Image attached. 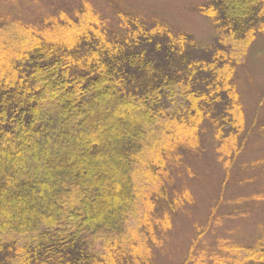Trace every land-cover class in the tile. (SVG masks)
Listing matches in <instances>:
<instances>
[{"label": "trees", "instance_id": "trees-1", "mask_svg": "<svg viewBox=\"0 0 264 264\" xmlns=\"http://www.w3.org/2000/svg\"><path fill=\"white\" fill-rule=\"evenodd\" d=\"M198 11L217 44L129 13L113 35L85 14L2 28L0 264H151V213L169 209L152 176L205 121L238 150L236 48L264 33V0H205ZM224 249L264 264V238Z\"/></svg>", "mask_w": 264, "mask_h": 264}, {"label": "rangeland", "instance_id": "rangeland-1", "mask_svg": "<svg viewBox=\"0 0 264 264\" xmlns=\"http://www.w3.org/2000/svg\"><path fill=\"white\" fill-rule=\"evenodd\" d=\"M204 1L0 0V33L5 27L13 33L14 24L42 29L62 14L74 20L85 14L98 18L94 24L113 35L122 30L119 13H129L147 25L160 21L174 33L187 32L205 45L217 44L216 26L198 11ZM241 49L236 48L240 52L235 82L244 131L238 150H226L214 126L205 121L191 138L184 134L179 139L174 155L166 152L157 179L149 173L152 187L161 182L165 187L168 198L162 200L169 208L165 213L163 205L162 209L157 205V215L151 213L158 235L156 242L146 241L151 264H238L242 256L224 247L255 246L264 238V33ZM24 218L33 217L24 214ZM142 218L143 210L135 214L132 227L143 225ZM23 240L13 237L9 242L18 246Z\"/></svg>", "mask_w": 264, "mask_h": 264}]
</instances>
